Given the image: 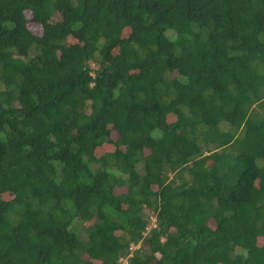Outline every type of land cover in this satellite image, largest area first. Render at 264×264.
Here are the masks:
<instances>
[{
  "label": "trees",
  "instance_id": "obj_1",
  "mask_svg": "<svg viewBox=\"0 0 264 264\" xmlns=\"http://www.w3.org/2000/svg\"><path fill=\"white\" fill-rule=\"evenodd\" d=\"M0 264H264V0H0Z\"/></svg>",
  "mask_w": 264,
  "mask_h": 264
},
{
  "label": "rangeland",
  "instance_id": "obj_2",
  "mask_svg": "<svg viewBox=\"0 0 264 264\" xmlns=\"http://www.w3.org/2000/svg\"><path fill=\"white\" fill-rule=\"evenodd\" d=\"M28 26L30 27V29H31L33 32H35V33H37V34H40L41 31H42L41 25H39V24H37V23H34V22H32V21L29 22ZM71 37H73V36H70V37L68 38V41H69V39H70ZM71 40H72V42L75 41L74 39H71Z\"/></svg>",
  "mask_w": 264,
  "mask_h": 264
}]
</instances>
